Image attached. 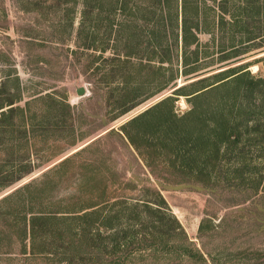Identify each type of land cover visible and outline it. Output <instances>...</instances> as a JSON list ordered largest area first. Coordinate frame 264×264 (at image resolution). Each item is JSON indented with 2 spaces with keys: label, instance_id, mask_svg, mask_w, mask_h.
<instances>
[{
  "label": "rangeland",
  "instance_id": "1",
  "mask_svg": "<svg viewBox=\"0 0 264 264\" xmlns=\"http://www.w3.org/2000/svg\"><path fill=\"white\" fill-rule=\"evenodd\" d=\"M185 21L199 38L188 49ZM169 55L172 61L163 63ZM263 56L264 0H0V106L18 101L29 128L27 137L15 133L14 149L0 145V161L40 165L0 193V264H264L263 149L250 143L242 163L225 160L210 173L213 191L189 184L161 190L156 178H186L175 177L162 159L156 177L120 130L173 95L174 83L245 63L264 75L257 63ZM185 57L198 72L183 74ZM172 73L171 88L147 99ZM128 91L129 105L142 104L112 121ZM187 98L177 97V114L190 109ZM199 180L192 183L204 187ZM98 193L104 198L97 213L82 216L78 204ZM162 198L166 221L171 214L180 229L170 232L168 248L184 244L204 260L143 250L137 241L129 251L117 248L130 232L155 223L157 215L144 206L158 209Z\"/></svg>",
  "mask_w": 264,
  "mask_h": 264
},
{
  "label": "trees",
  "instance_id": "2",
  "mask_svg": "<svg viewBox=\"0 0 264 264\" xmlns=\"http://www.w3.org/2000/svg\"><path fill=\"white\" fill-rule=\"evenodd\" d=\"M183 30L182 41L184 47L188 49L191 45L196 44L197 46L199 38L191 32L192 29L186 21ZM154 37L155 35L152 33L150 35L151 42L157 48L158 44ZM106 51V48L101 50V52ZM126 54L127 56L130 55L129 53ZM171 61L172 58L169 55L162 62ZM257 63H262L264 67V56L258 59ZM184 64L186 67L183 72L184 75L198 72V65H190L186 57ZM249 67V63L241 64L179 87L174 83L175 90L172 93L177 97H188L187 102L191 105L188 111L182 115L177 114L174 105L177 97L171 95L121 126L120 130L123 135L121 138L128 141L137 157L142 160L146 167L151 169L156 177L158 176L155 169L159 160L162 159L161 163H164L175 177L186 178L177 183H173L169 179L162 180V182L156 178V183L161 190H166L171 186L189 184L196 188H207L213 191L217 181L212 180L210 173L219 172L225 160L229 161L235 156L237 158L235 160L236 164L242 163V147L244 148L250 143L264 150V75H253ZM171 69L164 65L161 66V70L165 73H168ZM212 81L214 82L210 83ZM173 82L174 74L169 80L165 79L159 83L155 93L148 96L147 99L171 88ZM129 96L128 91L120 98L122 110L113 117L112 121L142 104L139 102L129 105ZM17 102L10 99L5 105L1 103L0 106V145L4 146V150H7L15 141V133H17V138L27 137L29 134L28 117L24 108L15 106ZM6 107L9 108L4 110ZM15 113L20 115L16 123L14 122ZM255 115L254 123L250 125L251 118ZM109 133H116V131L113 129ZM14 147L15 145L12 144L11 149H14ZM66 161L64 160L60 166L64 165ZM39 167L40 165H34L30 161L13 163L8 160L0 161V193L20 182ZM192 175H196V178ZM198 178H202L203 182L201 180L198 182L202 183L204 187L192 183V180ZM81 187H85L84 184ZM14 193L5 198L4 201L11 198ZM102 194L87 196L86 203H83V206L80 207V203L78 204L82 211H86L82 216L97 213L96 209L93 208L100 206L99 202L104 198ZM158 194L161 196L160 191H158ZM69 204L76 207L74 203ZM158 205L160 206L158 209H153L148 204L144 206L147 208L148 213L151 212L157 215L155 223L152 226H147L144 223L140 231L130 232L121 242H117V248H124L129 251V244L131 245L132 242L137 241V244H140L143 250L153 249L158 251L160 248L164 253L175 252L186 258H191L195 254L204 260L203 254L198 253V251L193 253L192 249L185 247L184 244L168 248V236L171 235L170 232L179 229V221L171 214H168V216L172 225L166 221L167 214L164 213L163 208H166L165 205L167 204L164 198ZM37 220H39V217L34 216L32 218V234L36 230ZM205 223L206 221L200 225L201 232L205 228ZM181 234H184V232L181 231Z\"/></svg>",
  "mask_w": 264,
  "mask_h": 264
},
{
  "label": "water",
  "instance_id": "3",
  "mask_svg": "<svg viewBox=\"0 0 264 264\" xmlns=\"http://www.w3.org/2000/svg\"><path fill=\"white\" fill-rule=\"evenodd\" d=\"M77 93H78L79 96L85 95L86 94V88L85 87L79 88Z\"/></svg>",
  "mask_w": 264,
  "mask_h": 264
},
{
  "label": "bare ground",
  "instance_id": "4",
  "mask_svg": "<svg viewBox=\"0 0 264 264\" xmlns=\"http://www.w3.org/2000/svg\"><path fill=\"white\" fill-rule=\"evenodd\" d=\"M255 69H257V66H254Z\"/></svg>",
  "mask_w": 264,
  "mask_h": 264
}]
</instances>
